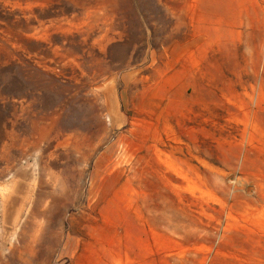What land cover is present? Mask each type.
Segmentation results:
<instances>
[{
  "label": "rangeland",
  "instance_id": "rangeland-1",
  "mask_svg": "<svg viewBox=\"0 0 264 264\" xmlns=\"http://www.w3.org/2000/svg\"><path fill=\"white\" fill-rule=\"evenodd\" d=\"M105 242L264 264V0H0V264Z\"/></svg>",
  "mask_w": 264,
  "mask_h": 264
},
{
  "label": "crops",
  "instance_id": "crops-1",
  "mask_svg": "<svg viewBox=\"0 0 264 264\" xmlns=\"http://www.w3.org/2000/svg\"><path fill=\"white\" fill-rule=\"evenodd\" d=\"M123 246L121 242H105L101 253H73L70 256V264H139L134 247Z\"/></svg>",
  "mask_w": 264,
  "mask_h": 264
}]
</instances>
